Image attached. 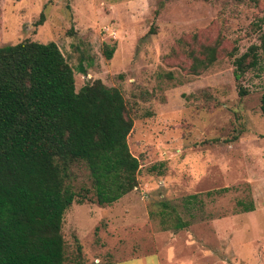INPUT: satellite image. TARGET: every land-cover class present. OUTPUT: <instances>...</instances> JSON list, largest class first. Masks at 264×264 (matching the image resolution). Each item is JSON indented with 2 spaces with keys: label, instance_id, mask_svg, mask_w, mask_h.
Segmentation results:
<instances>
[{
  "label": "rangeland",
  "instance_id": "obj_1",
  "mask_svg": "<svg viewBox=\"0 0 264 264\" xmlns=\"http://www.w3.org/2000/svg\"><path fill=\"white\" fill-rule=\"evenodd\" d=\"M263 34L264 0H0V46L56 42L76 89L119 88L134 121L138 186L111 205L74 201L72 260L80 245L87 264H264ZM216 41L218 60L191 73L192 51ZM252 45L258 64L237 79ZM73 183L92 190L89 169Z\"/></svg>",
  "mask_w": 264,
  "mask_h": 264
},
{
  "label": "trees",
  "instance_id": "obj_2",
  "mask_svg": "<svg viewBox=\"0 0 264 264\" xmlns=\"http://www.w3.org/2000/svg\"><path fill=\"white\" fill-rule=\"evenodd\" d=\"M216 43L192 51L191 73L218 60ZM258 48L235 59L237 79L258 64ZM115 49L107 46L106 56ZM133 124L119 88L97 79L76 89L56 42L0 46V264H87L80 245L73 260L68 255L64 216L75 200L111 205L138 186ZM79 165L89 169L92 190H75Z\"/></svg>",
  "mask_w": 264,
  "mask_h": 264
},
{
  "label": "crops",
  "instance_id": "obj_3",
  "mask_svg": "<svg viewBox=\"0 0 264 264\" xmlns=\"http://www.w3.org/2000/svg\"><path fill=\"white\" fill-rule=\"evenodd\" d=\"M190 262H192V260H184V261H180L176 264H189ZM142 264H149L148 260H143ZM152 264H162V260H152ZM168 264H174L173 261L172 262H168Z\"/></svg>",
  "mask_w": 264,
  "mask_h": 264
}]
</instances>
